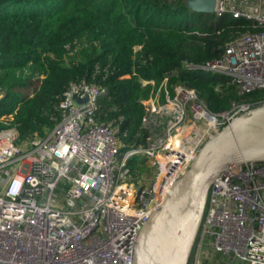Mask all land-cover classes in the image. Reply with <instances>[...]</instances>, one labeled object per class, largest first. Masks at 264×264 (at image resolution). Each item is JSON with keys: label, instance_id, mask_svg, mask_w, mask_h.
Masks as SVG:
<instances>
[{"label": "built area", "instance_id": "obj_1", "mask_svg": "<svg viewBox=\"0 0 264 264\" xmlns=\"http://www.w3.org/2000/svg\"><path fill=\"white\" fill-rule=\"evenodd\" d=\"M236 1L216 0L215 14L245 19L253 30L230 40L218 58L185 63L232 81L242 98L227 111H211L166 76L142 102L147 145L124 154L118 126L96 118L107 90L85 81L71 84L61 120L45 137L18 142L12 115L0 116V264H134L140 231L209 136L264 103V10L252 13ZM254 93L260 101L244 97ZM3 95L0 89V101ZM187 125L192 132L181 135ZM135 156L156 169L149 185L133 181ZM194 251L192 264H264V162L214 179Z\"/></svg>", "mask_w": 264, "mask_h": 264}, {"label": "trees", "instance_id": "obj_2", "mask_svg": "<svg viewBox=\"0 0 264 264\" xmlns=\"http://www.w3.org/2000/svg\"><path fill=\"white\" fill-rule=\"evenodd\" d=\"M193 1L0 0V116L12 115L8 126L18 142L45 137L61 120L64 94L81 81L107 90L96 118L118 126L121 154L147 145L142 102L166 76L211 111L229 110L242 98L232 81L185 63L218 58L230 40L253 29L230 13H198ZM244 97L258 102L262 95ZM147 162H128L135 180Z\"/></svg>", "mask_w": 264, "mask_h": 264}, {"label": "water", "instance_id": "obj_3", "mask_svg": "<svg viewBox=\"0 0 264 264\" xmlns=\"http://www.w3.org/2000/svg\"><path fill=\"white\" fill-rule=\"evenodd\" d=\"M191 5L198 13L214 14L216 0H194ZM262 162L264 103L209 136L140 231L134 264H190L214 179L233 167Z\"/></svg>", "mask_w": 264, "mask_h": 264}, {"label": "rangeland", "instance_id": "obj_4", "mask_svg": "<svg viewBox=\"0 0 264 264\" xmlns=\"http://www.w3.org/2000/svg\"><path fill=\"white\" fill-rule=\"evenodd\" d=\"M236 7L241 9H247L250 12L254 13L258 10H264V0H237ZM140 158H142V156H135L132 160H139ZM147 165L149 170L147 172L142 173L141 178H139L138 180L133 179L134 182L149 185L151 182L154 181L156 169L154 166L151 165L149 161L147 162ZM194 249L195 248H193L190 264H192L195 257ZM219 256V254L215 253V262H217Z\"/></svg>", "mask_w": 264, "mask_h": 264}, {"label": "bare ground", "instance_id": "obj_5", "mask_svg": "<svg viewBox=\"0 0 264 264\" xmlns=\"http://www.w3.org/2000/svg\"><path fill=\"white\" fill-rule=\"evenodd\" d=\"M192 132V127H191V125H187V126H185L184 128H182L181 130H180V134L181 135H186V134H189V133H191Z\"/></svg>", "mask_w": 264, "mask_h": 264}]
</instances>
